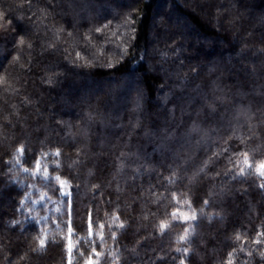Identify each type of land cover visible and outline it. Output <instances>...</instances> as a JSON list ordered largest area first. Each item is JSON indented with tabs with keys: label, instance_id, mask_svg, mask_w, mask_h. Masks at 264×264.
<instances>
[{
	"label": "trees",
	"instance_id": "trees-1",
	"mask_svg": "<svg viewBox=\"0 0 264 264\" xmlns=\"http://www.w3.org/2000/svg\"><path fill=\"white\" fill-rule=\"evenodd\" d=\"M44 2L0 0V264H264V0Z\"/></svg>",
	"mask_w": 264,
	"mask_h": 264
},
{
	"label": "snow or ice",
	"instance_id": "snow-or-ice-1",
	"mask_svg": "<svg viewBox=\"0 0 264 264\" xmlns=\"http://www.w3.org/2000/svg\"><path fill=\"white\" fill-rule=\"evenodd\" d=\"M26 2L29 4L30 10H31L32 5L36 4L37 0H26ZM85 2H86V0H85ZM83 6H84V4H78L77 0H46V2H44L40 5L41 11L43 13V18L47 19L48 17H51L53 20L57 19L58 16L61 14L65 15V16L69 15V14L75 15L76 12L79 10V8H81ZM3 17H4V13L0 12V19H2ZM40 18L41 17L39 16V14H37L35 12H33L31 17H29V19H36V20H39ZM105 27H107V25H105ZM101 31H102V29L100 27L96 28L97 33H101ZM69 35H71V33H69ZM24 42H25V38L21 37L19 40V43L22 45V44H24ZM29 47H32V45L29 44ZM79 57H80V53L78 52L77 58H79ZM192 72H194V73L197 72V69L195 67H193ZM48 82L49 83H56L58 81H48ZM138 103H139V99L137 100V104ZM213 111H215V108H213ZM184 115H185V113L181 112V117H183ZM171 118L174 122L173 125L164 129V131L159 135V143L155 149L157 151H160L161 154H163L169 148L172 147V145L169 143V141H173L176 139L175 133H174V128L179 127V125L175 123V109L171 110ZM166 119H167V117H166ZM139 124H140V122L137 121V126H139ZM192 125H193V129H195L196 125H197V121L193 120ZM145 134L150 135V136H156L157 135V133L155 131L146 132ZM18 151H21V150H18ZM224 151H226V152L231 151V145H229L228 148L225 149ZM56 155L59 156L60 153L57 152ZM242 155H243V161H242L243 166H241L239 168V171L236 174V176L234 177V179H237L242 183L243 178L246 176H250L252 174L253 167H255L256 175L262 181H264V161L260 162L259 164H255L254 162L250 163L249 162V157H250L249 152L244 151L242 153ZM18 162H22V160L18 161ZM24 171L28 172V169L25 168ZM42 171L44 173V177H43L44 186L47 187L51 183V177L48 175L49 169L47 167H44L42 169ZM40 172H41V160L38 159L36 161V169L34 172L31 173V175L34 179H38ZM259 188L262 191H264V183H261L259 185ZM28 195H31V194H28ZM71 196H72L71 191H69V192H64L62 190L60 191V197L63 199V202L67 205L68 210H69L68 211V216H69L68 232H69L70 236L72 235V232H73V229L71 227V216H72ZM173 198L175 199V195L173 196ZM48 199L49 198L47 196L42 195L41 199L39 201L34 202V203H38V204L43 205L44 203L48 202ZM26 200H27V196L25 197V200L21 201V204L23 205ZM204 203L207 204L208 201H205ZM21 211H22V208H21ZM173 216H176L175 212L173 213ZM196 220H197V216L195 213H193L191 215H185L183 222L186 224H191L192 222H195ZM92 225H93V221H92L91 215H90V217H89V234H90V236L93 235ZM196 226L198 227L199 225H196ZM100 227L103 228L104 225H101ZM121 227H123V226L121 225ZM160 227H161V230H164L166 225L162 223L160 225ZM184 231H185V236L181 237V240H187V238H188V235H189L188 228H185ZM113 238H115V233H113ZM101 239L103 240V237H101ZM46 243H47L46 240L43 237H41L39 240L40 249H45ZM68 254L70 257L68 264H72V260H71L72 248H71V246H69V248H68ZM82 255H83V253H82ZM100 255L101 254L94 249L92 255H89L87 257L85 264H99V262L95 258L99 257ZM185 255L187 256L188 254L185 253ZM7 264H12V261L9 260L7 262ZM182 264H183V262H182ZM189 264H191V261H189ZM229 264H230V262H229Z\"/></svg>",
	"mask_w": 264,
	"mask_h": 264
},
{
	"label": "rangeland",
	"instance_id": "rangeland-1",
	"mask_svg": "<svg viewBox=\"0 0 264 264\" xmlns=\"http://www.w3.org/2000/svg\"><path fill=\"white\" fill-rule=\"evenodd\" d=\"M254 172H255V167H254ZM255 174H256V172H255ZM256 176H257V175H256ZM257 177H258V176H257ZM258 179H260V178L258 177ZM260 182H261V183H264V181H262L261 179H260ZM176 216H177L178 220L183 221L185 215L182 214V213H176Z\"/></svg>",
	"mask_w": 264,
	"mask_h": 264
}]
</instances>
